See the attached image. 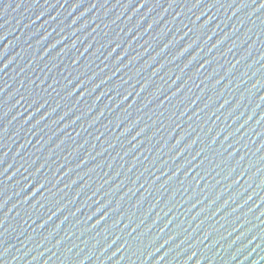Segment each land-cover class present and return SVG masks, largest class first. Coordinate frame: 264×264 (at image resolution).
<instances>
[{
  "label": "water",
  "instance_id": "1",
  "mask_svg": "<svg viewBox=\"0 0 264 264\" xmlns=\"http://www.w3.org/2000/svg\"><path fill=\"white\" fill-rule=\"evenodd\" d=\"M0 264H264V0H0Z\"/></svg>",
  "mask_w": 264,
  "mask_h": 264
}]
</instances>
